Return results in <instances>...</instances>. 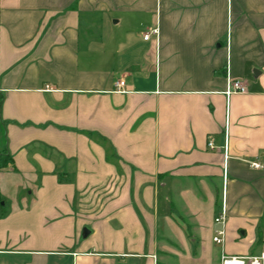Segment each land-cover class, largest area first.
I'll return each mask as SVG.
<instances>
[{
    "label": "crops",
    "instance_id": "crops-1",
    "mask_svg": "<svg viewBox=\"0 0 264 264\" xmlns=\"http://www.w3.org/2000/svg\"><path fill=\"white\" fill-rule=\"evenodd\" d=\"M0 151V264L259 254L264 0H0Z\"/></svg>",
    "mask_w": 264,
    "mask_h": 264
},
{
    "label": "built area",
    "instance_id": "built-area-1",
    "mask_svg": "<svg viewBox=\"0 0 264 264\" xmlns=\"http://www.w3.org/2000/svg\"><path fill=\"white\" fill-rule=\"evenodd\" d=\"M158 30L152 29L143 35V40L147 41L151 36L157 38ZM115 88L119 93H126L127 89L124 87V82L119 81L115 84ZM49 91V89H47ZM247 92L246 88L240 81H231L228 83V86L224 92L226 97L231 96L232 94H245ZM225 138H226V127H225ZM209 148L214 149L212 143L208 144ZM227 146H224V150ZM252 167L255 169L261 168L260 164L252 163ZM226 221L225 210L222 208L221 213L217 214L213 223L217 226L213 230L212 242L214 244H222L224 239V225ZM220 264H264V249L257 255L252 256H227L222 255L220 258Z\"/></svg>",
    "mask_w": 264,
    "mask_h": 264
},
{
    "label": "trees",
    "instance_id": "trees-1",
    "mask_svg": "<svg viewBox=\"0 0 264 264\" xmlns=\"http://www.w3.org/2000/svg\"><path fill=\"white\" fill-rule=\"evenodd\" d=\"M87 135V137L88 138H90V139H95L94 138V135H92V134H90V133H87L86 134ZM97 139V141L100 143V144H102L104 147H105V149L108 151V150H110V148H109V146L107 145V143H106V140L104 139V138H102V137H98V138H96ZM110 153V152H109ZM110 157H113V154H110ZM1 158H2V152L0 151V161H1ZM1 164H0V168H1ZM60 181H63L62 179H60ZM2 202H3V199L2 198H0V216H2L3 215V205H2Z\"/></svg>",
    "mask_w": 264,
    "mask_h": 264
},
{
    "label": "water",
    "instance_id": "water-1",
    "mask_svg": "<svg viewBox=\"0 0 264 264\" xmlns=\"http://www.w3.org/2000/svg\"><path fill=\"white\" fill-rule=\"evenodd\" d=\"M83 234H84V235L87 234V231H86L85 229L83 230Z\"/></svg>",
    "mask_w": 264,
    "mask_h": 264
}]
</instances>
